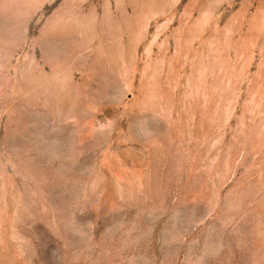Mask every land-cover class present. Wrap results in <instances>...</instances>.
I'll return each instance as SVG.
<instances>
[{
  "label": "rangeland",
  "instance_id": "rangeland-1",
  "mask_svg": "<svg viewBox=\"0 0 264 264\" xmlns=\"http://www.w3.org/2000/svg\"><path fill=\"white\" fill-rule=\"evenodd\" d=\"M0 264H264V0H0Z\"/></svg>",
  "mask_w": 264,
  "mask_h": 264
}]
</instances>
